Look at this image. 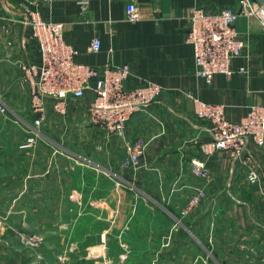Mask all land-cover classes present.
<instances>
[{"label":"crops","instance_id":"1","mask_svg":"<svg viewBox=\"0 0 264 264\" xmlns=\"http://www.w3.org/2000/svg\"><path fill=\"white\" fill-rule=\"evenodd\" d=\"M79 1L0 0V199L29 213L30 228L45 230L54 259L60 251L66 261L78 257L83 264H264V146L248 143L260 173L251 185L229 152L202 151L211 139L208 122L194 113L196 99L223 104L233 121L264 105L260 19L236 21L248 47L233 68L247 71L218 72L208 83L197 74L195 49L186 40L188 15L196 6L237 7L238 0H133L142 15L137 22L126 20L125 0H88L86 10ZM27 8L64 24L80 62L127 63L128 87L150 80L164 91L123 134L91 124L74 104L66 117L50 115L37 142L22 147L34 120L22 64L42 61L25 24ZM95 35L101 49L90 52ZM137 138L147 146L142 167L132 170L123 165L125 146ZM194 160L211 178L194 173ZM199 189L206 199L185 213Z\"/></svg>","mask_w":264,"mask_h":264},{"label":"built area","instance_id":"2","mask_svg":"<svg viewBox=\"0 0 264 264\" xmlns=\"http://www.w3.org/2000/svg\"><path fill=\"white\" fill-rule=\"evenodd\" d=\"M125 1L126 20L139 21L142 15L137 4L133 0ZM79 4L86 10L89 1L80 0ZM26 11L25 24L37 40L42 61L22 64L21 82L30 89V111L34 119L32 134L22 147L28 148L37 142L41 127L50 115L66 117L74 104L85 110L91 124L110 133L123 134L132 117L164 91L162 85L150 80L128 87L132 70L127 63L117 64L112 59L102 65L80 62L79 50L64 37L62 22L45 19L35 9L27 8ZM242 15L258 17L264 30V1L259 0H238L237 7H223L217 12L196 6L188 15L186 40L195 49L197 74L205 77L208 83H212L218 72L230 76L236 71H247L246 67L233 68L234 58L244 54L248 47V39L236 29V21ZM101 43L99 36H93L89 51L98 52ZM194 113L208 122L206 129L211 139L201 144L202 151L205 154L229 152L246 168L249 184H258V166L247 146L249 141L258 147L264 146V105L252 106L241 120L233 121L227 117L223 104L196 99ZM146 146L142 138L128 141L123 165L132 170L142 167L141 157ZM193 171L202 178H211V172L201 161H193ZM206 197L207 192L199 189L188 200L185 213L199 206Z\"/></svg>","mask_w":264,"mask_h":264},{"label":"rangeland","instance_id":"3","mask_svg":"<svg viewBox=\"0 0 264 264\" xmlns=\"http://www.w3.org/2000/svg\"><path fill=\"white\" fill-rule=\"evenodd\" d=\"M4 199H0V264L84 263L78 257L66 261L60 251L55 259L50 257L45 230L30 228L29 213L16 212L12 200L5 202Z\"/></svg>","mask_w":264,"mask_h":264}]
</instances>
